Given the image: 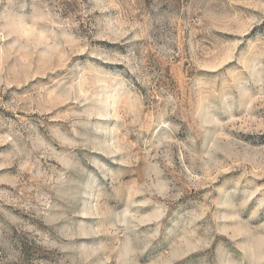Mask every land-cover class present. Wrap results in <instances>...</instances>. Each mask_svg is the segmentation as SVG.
Returning a JSON list of instances; mask_svg holds the SVG:
<instances>
[{"label": "rangeland", "instance_id": "obj_1", "mask_svg": "<svg viewBox=\"0 0 264 264\" xmlns=\"http://www.w3.org/2000/svg\"><path fill=\"white\" fill-rule=\"evenodd\" d=\"M0 264H264V0H0Z\"/></svg>", "mask_w": 264, "mask_h": 264}]
</instances>
